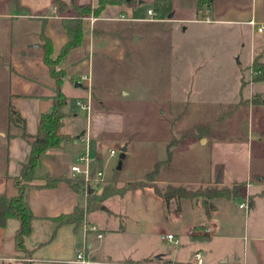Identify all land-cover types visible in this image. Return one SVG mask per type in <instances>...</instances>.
Instances as JSON below:
<instances>
[{
    "label": "crops",
    "instance_id": "0c3cea01",
    "mask_svg": "<svg viewBox=\"0 0 264 264\" xmlns=\"http://www.w3.org/2000/svg\"><path fill=\"white\" fill-rule=\"evenodd\" d=\"M54 1L19 0V5L22 7L19 10L15 3L17 11L15 13H18V16H13L14 20L9 21L7 25L11 27L12 33L14 26L17 27L20 24L17 23L20 22L18 19H21L24 22L22 24L29 27L27 36L29 40L27 42L11 40L0 47V54L5 53V62L9 67V73H7L9 105L13 106L26 120V132L29 136L24 138L21 127L10 125L9 121L5 127H0V141L2 144L4 143L5 151L3 164L0 165V194L5 193L9 197H15L19 193L15 179L20 176L23 165L30 156L31 144L38 132L40 116L54 107V98L57 95V83L44 62V50L40 39L42 32L51 39L54 58L59 56L62 48L68 42V34L63 26L64 16L54 6ZM60 1H63L69 8L74 2V0ZM77 2L80 5L95 7L99 0H77ZM182 2L183 0H175L174 14L168 18L159 17L160 13L156 7H149L147 9L149 18H144L140 12V7L144 2L136 0V4L133 5L127 3L108 5L99 18L89 16L84 19L82 45L72 50L59 66L67 72V77L61 84V91L68 98V105L63 109L67 117L64 119L62 132L78 137V139L67 143L63 149L48 151L40 159L36 173L43 167L44 174L37 175V180L33 184L43 186L46 183L44 180L46 175L62 179V181L56 187L33 188L28 191L27 197L30 208L38 220L35 222L34 233L25 242L24 249L17 248L15 243V234L20 226L19 220L10 219L4 227H0V264H75L73 261L77 250L83 242L82 228L77 230L72 225L60 228L58 232L71 226L75 235L70 240L69 247L51 248L58 234L48 242L51 227L50 223L44 219L70 214L74 212L77 206H82L84 209L87 206L88 199L83 192H77L67 182V180L72 179L70 171L72 164L76 157L85 150V142L83 141L85 137L91 139L92 147L97 158L99 157L98 160H101L103 154L104 137L116 138L115 141H118L120 145L124 143V141L117 140L119 139L117 137L123 134L126 118L121 113L110 112L107 109V103L116 100L120 95L121 97L128 96L129 93L125 91L124 87H121V91L118 92V88L109 86L107 78L113 73V67L109 65L111 64L110 60L133 58L137 42L146 36L145 23L172 25L193 21L212 25L219 21L214 19L216 13L215 0L211 10L200 11H197V0H193L191 2L192 8L189 10L193 18H186L188 15L182 13V10H186L182 8ZM149 10H153L156 15L150 16ZM68 12L70 13L65 15H73L71 10ZM204 15H209L212 23L199 22L198 18ZM246 23L255 31L254 38L252 37L254 52L251 56L250 66L255 59L258 66L264 67V31H259V28L264 26V18L258 16L255 10ZM187 30V27H183V31L186 32ZM18 31L23 36L24 31ZM96 62H98L97 66ZM100 66H102V70L98 72ZM87 74H91L93 79L92 112L87 113L86 124L78 127L81 113L85 110L79 108L76 102L79 99H86L88 95L86 83L80 81V78ZM243 81L245 82L244 76L240 77L241 87H243ZM249 87L251 96H264V80L254 82ZM254 87H256V91ZM242 102H246L245 105ZM94 107L98 108L96 112ZM242 108H248L249 112L256 110V128L261 135L257 139L255 151L254 148H251L249 140L241 139L238 135L213 139L212 132L208 134L212 129L209 132L205 131L203 136H187L177 145L182 144L187 138H196L199 142L202 141L204 146L210 145L211 166L204 180L197 183L175 185L197 186L207 184L232 187L245 184V198L240 200L214 199L212 203L215 209L210 213H207L201 201L182 200L180 210L176 209L177 212H181L184 202L188 201L192 202L190 203L192 206L196 205L198 208L201 206L202 218L194 219L188 227H185L184 235L191 242L183 240L179 241L178 245L175 244L177 246L176 256L171 259L161 256L165 262L188 264L192 262L195 252L202 251L206 258V264H264V104L249 103L245 100L236 103L229 114L238 122L240 121L238 118H241L239 113ZM71 122H77V130H71ZM204 125H210V123ZM83 133L84 135L81 136ZM60 156L66 157L67 160L59 161L58 157ZM114 201H110L111 204ZM233 201H239L238 205L241 211H244L240 208L241 205L247 204L250 208L247 215L242 216L244 229L234 226V222L238 224L240 215L235 213ZM115 214L119 213L113 208L109 211L90 212V220L98 223L104 229L99 221L102 223L107 221L108 223L104 224H109ZM36 225H38L37 228ZM112 227L108 226V230H113ZM209 227L213 229L212 233L206 232ZM193 230L195 234H192ZM35 233H39L42 237L39 246H33L28 241ZM107 247V241L96 243V239L92 238L90 242L91 254L98 261L106 264H118L127 261L130 264L134 263L131 261V256L119 262H113L110 256L104 258L103 255L106 254ZM185 251V258L181 259L180 255Z\"/></svg>",
    "mask_w": 264,
    "mask_h": 264
},
{
    "label": "rangeland",
    "instance_id": "374dc122",
    "mask_svg": "<svg viewBox=\"0 0 264 264\" xmlns=\"http://www.w3.org/2000/svg\"><path fill=\"white\" fill-rule=\"evenodd\" d=\"M140 1L144 2L140 7L144 18H149V7H156L159 17L168 18L174 14L175 0ZM191 2L193 0L182 2V8L186 9L182 13L188 15L186 18H193L192 13H189ZM215 8L214 19L219 21L212 25L193 21L172 25L145 23L146 36L137 42L133 58L110 60L113 73L107 78L109 86L118 88V92L124 87L129 93L128 96L120 95V99L107 103L110 112L121 113L126 118L123 134L117 137V140L124 143L120 145L115 141L116 138H103V154L101 160L97 159L96 166L103 169L105 181L92 194L102 193L105 189L107 192L118 193L126 191L130 183L143 184L142 188L128 190L125 195H112L113 197L100 204L108 211L113 208L119 213L111 218L109 224H104L107 221H99L104 229L94 222L104 235L96 243L107 241L108 247L103 257L110 256L113 262L131 256L133 264H167L161 256L171 259L176 256L177 251L174 242L167 239L169 234L179 241L191 242L183 231L194 219H201L202 214L201 206H192V202L188 201H201V198L188 199L184 202L183 210L177 212V205L169 206L155 193L153 187L204 180L211 166V147L204 146L196 138H187L182 144L171 148L173 157L169 162L168 147L172 140H178L198 124L209 122L207 132L212 129L208 134L212 132L213 139L238 135L241 139L249 140L255 151L257 139L261 135L256 128V110L249 112L248 108H242L239 122L229 112L242 100L251 103L255 97L264 98L260 95L251 96L249 89L252 81L250 61L254 52L252 37L254 38L255 31L246 23L255 10L258 16L264 18V0H215ZM15 12L14 0H0V47L11 40H29V27L24 26L21 19H18L20 22L17 23L20 24L17 27H12L15 33L10 31L11 27L7 24L14 20L13 16H18ZM183 27L188 30L183 31ZM18 30L24 31L23 36ZM5 59V53H1L0 127H5L9 121V67ZM254 63V68H257L255 59ZM101 70L102 66L98 68V72ZM242 76L245 77L243 87L240 86ZM253 80L255 82L254 78ZM254 90L256 91V87ZM242 103L245 105L246 102ZM97 109H94L95 112ZM80 117L78 127L86 124L87 112L81 113ZM71 123V130H77V122ZM3 145L0 141V165L3 164L5 153ZM123 147L127 148L126 158L119 170ZM112 148L117 153L115 157H110ZM58 159L67 160L64 156ZM158 164L159 172L154 182L149 177ZM42 174L43 167L37 171L38 176ZM210 186L213 185L189 187L197 190ZM81 188L83 190V186ZM112 200H115L113 204L110 202ZM233 202L235 213L240 215L238 224L234 222V226L244 229L242 216H246L250 208H241L244 210L241 211L239 201ZM87 214L90 219V211ZM108 226H113V230H108ZM194 230L192 234H195ZM57 234L51 248L69 247V242L75 235L71 226L61 229ZM28 241L33 246H39L42 237L35 233ZM184 255L186 251L180 258L184 259Z\"/></svg>",
    "mask_w": 264,
    "mask_h": 264
},
{
    "label": "trees",
    "instance_id": "16d2710c",
    "mask_svg": "<svg viewBox=\"0 0 264 264\" xmlns=\"http://www.w3.org/2000/svg\"><path fill=\"white\" fill-rule=\"evenodd\" d=\"M18 10L22 9L19 5V0H14ZM127 3L128 5L136 4V0H99L98 5L93 7L92 5H80L77 0H74L71 8H69L63 1L55 0L54 6L58 11L63 14V26L68 34V42L62 48L61 53L57 58L53 57V43L43 32L40 35L42 47L44 50V62L48 66L51 75L57 83V95L54 98V107L46 113H42L39 119L38 132L34 137V141L31 144V153L27 162L23 165L21 174L15 179L16 186L18 187V195L15 197H9L7 194H0V227H4L10 219H17L20 222V226L15 234V243L17 248L24 249L26 240L34 233L35 222L38 217L33 213L28 202V191L33 188H52L56 187L62 179L51 177L46 175L43 186H36L33 183L37 180V166L40 159L50 150L63 149L67 143L73 142L78 137H73L62 132L64 126V119L67 117L63 109L68 105V98L61 91V84L67 77V72L60 68V63L67 58L72 50L79 48L83 43L84 38V19L89 16L99 18L108 5H120ZM214 0H197V11L211 10L213 8ZM72 11V16L65 15ZM258 66V65H257ZM258 75L255 76V82L264 80V67L258 66ZM254 104H264V99L255 97L252 101ZM9 123L21 127L23 130V137L28 138L26 132V120L23 119L16 109L9 105ZM208 130L207 125H197L192 131L183 135L178 140H172L168 147L169 162L172 161L173 152L171 148L177 145L182 139L187 136H203V131ZM203 133V134H202ZM84 133L81 135L83 136ZM80 138V137H79ZM99 158V157H98ZM159 172V164L156 169L150 175L155 182V176ZM67 182L77 191L82 192L81 186L83 184L76 183L71 179ZM142 182L130 183L126 191L121 192H107L105 189L102 193L91 194L87 200V211L96 212L100 209L108 211L101 205L103 201H106L113 197L112 195H125L128 190H135L142 188ZM155 193L161 196L166 203L170 206L173 203L177 204V210H180V202L184 199H200L203 207L210 213L215 209L212 200L217 198H224L230 200H240L245 198V184H238L232 187H219L210 186L203 189L192 190L191 187L186 185L167 184L164 187L155 185ZM100 206V207H99ZM85 209L82 206H77L74 212L70 214H63L55 218L44 219L50 223L51 235L48 242H50L58 230L64 226L72 225L75 229L82 228ZM123 227V225H122ZM52 238V239H51ZM47 243V242H46ZM167 264H172L168 261Z\"/></svg>",
    "mask_w": 264,
    "mask_h": 264
},
{
    "label": "built area",
    "instance_id": "2783aa9c",
    "mask_svg": "<svg viewBox=\"0 0 264 264\" xmlns=\"http://www.w3.org/2000/svg\"><path fill=\"white\" fill-rule=\"evenodd\" d=\"M148 14L150 16H155L156 13L153 10H149ZM94 20V19H93ZM199 22L204 23H212V19L209 15H204L200 18H198ZM260 32L264 31V26H261L259 28ZM254 60L252 62V68H250L251 73V83H254L253 78H255L256 75L259 74L256 68H254ZM80 81L83 83H86L87 87V98L86 99H79L76 102V105L85 110L87 113H90L91 111V103H92V87H93V79L91 74L82 75L80 78ZM85 142V150L79 154L74 163L72 164L70 171L72 173V179L73 181H79L83 184V194L85 195L86 199H88L89 195L91 194V190L96 191V188H98L102 182L105 181L104 178V171L103 169L96 166L97 164V155L95 150L92 147L91 139L89 137H85L83 139ZM116 151L113 149L110 151V157L116 156ZM249 206L241 205L240 208H248ZM88 211L87 206L85 207L84 212V218L82 223V232H83V242L79 246L76 257L73 261L75 264H106L104 262L98 261L94 259L92 256L91 248H90V242L92 238H95L96 240H102L104 235L102 233L101 228L94 222H92L88 217ZM207 233H212L213 229L211 227L206 229ZM167 239L171 242H174V244L178 245L179 240L172 234H169L167 236ZM188 264H206V258L202 251H197L193 255V259L191 263Z\"/></svg>",
    "mask_w": 264,
    "mask_h": 264
},
{
    "label": "water",
    "instance_id": "95a60500",
    "mask_svg": "<svg viewBox=\"0 0 264 264\" xmlns=\"http://www.w3.org/2000/svg\"><path fill=\"white\" fill-rule=\"evenodd\" d=\"M77 86H79V85H77ZM126 152H127V148L126 147H123L122 149H121V154H120V164H119V166H118V169L120 170L121 168H122V161L126 158ZM218 182H220V179H218ZM94 191L93 190H91V194L93 193ZM160 258V257H159Z\"/></svg>",
    "mask_w": 264,
    "mask_h": 264
}]
</instances>
